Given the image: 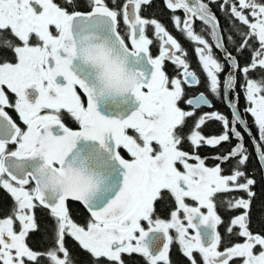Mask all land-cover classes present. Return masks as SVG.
Listing matches in <instances>:
<instances>
[{
    "label": "snow or ice",
    "instance_id": "snow-or-ice-1",
    "mask_svg": "<svg viewBox=\"0 0 264 264\" xmlns=\"http://www.w3.org/2000/svg\"><path fill=\"white\" fill-rule=\"evenodd\" d=\"M0 264H264V0H0Z\"/></svg>",
    "mask_w": 264,
    "mask_h": 264
},
{
    "label": "trees",
    "instance_id": "trees-1",
    "mask_svg": "<svg viewBox=\"0 0 264 264\" xmlns=\"http://www.w3.org/2000/svg\"><path fill=\"white\" fill-rule=\"evenodd\" d=\"M217 15H219V12H217ZM165 23H167L166 20H165ZM168 28H169L170 31H172V26H171L170 24L168 25ZM173 33L176 34V35L178 36V38H179L178 33H175V32H173ZM181 42L183 43L184 47L188 49L191 60L194 61V56H191V53H192V45H191V44H188V43L185 42L183 39H181ZM193 67H196V64L193 65ZM240 106H241V107L244 106V100H243V98H241ZM9 111H10V114H13V115H14V113H12L11 110H9ZM255 131H256V130L253 129V132H255ZM9 202H10V201H9Z\"/></svg>",
    "mask_w": 264,
    "mask_h": 264
},
{
    "label": "flooded vegetation",
    "instance_id": "flooded-vegetation-1",
    "mask_svg": "<svg viewBox=\"0 0 264 264\" xmlns=\"http://www.w3.org/2000/svg\"><path fill=\"white\" fill-rule=\"evenodd\" d=\"M54 2H56V0H54ZM174 34V33H173ZM174 35H176V34H174ZM177 36V35H176ZM178 37V36H177ZM180 42H181V40H180ZM182 43V42H181ZM182 45H183V43H182ZM184 46V45H183ZM192 61V66L193 65H195L196 64V58H195V56H194V61L193 60H191ZM171 69L169 68V71H170ZM176 257H177V253L175 252V250H173V252H172V258L173 259H176Z\"/></svg>",
    "mask_w": 264,
    "mask_h": 264
}]
</instances>
